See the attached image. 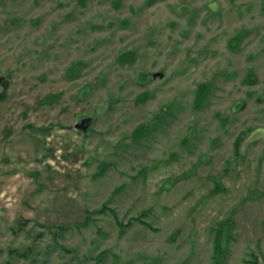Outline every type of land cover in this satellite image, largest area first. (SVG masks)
<instances>
[{"label":"rangeland","instance_id":"1","mask_svg":"<svg viewBox=\"0 0 264 264\" xmlns=\"http://www.w3.org/2000/svg\"><path fill=\"white\" fill-rule=\"evenodd\" d=\"M0 264H264V0H0Z\"/></svg>","mask_w":264,"mask_h":264},{"label":"water","instance_id":"2","mask_svg":"<svg viewBox=\"0 0 264 264\" xmlns=\"http://www.w3.org/2000/svg\"><path fill=\"white\" fill-rule=\"evenodd\" d=\"M92 121L91 116H81L77 122L74 124V128L80 132H85L88 130Z\"/></svg>","mask_w":264,"mask_h":264},{"label":"trees","instance_id":"3","mask_svg":"<svg viewBox=\"0 0 264 264\" xmlns=\"http://www.w3.org/2000/svg\"><path fill=\"white\" fill-rule=\"evenodd\" d=\"M239 139H240V136H238V137L235 139V144H234L235 149L238 148V142H239ZM16 252H18V251H16ZM18 255H19V256H25V254H24V253H21V252H18Z\"/></svg>","mask_w":264,"mask_h":264}]
</instances>
